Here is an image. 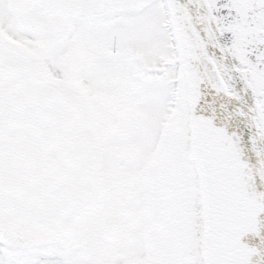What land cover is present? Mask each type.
I'll return each mask as SVG.
<instances>
[{
    "label": "snow or ice",
    "instance_id": "snow-or-ice-1",
    "mask_svg": "<svg viewBox=\"0 0 264 264\" xmlns=\"http://www.w3.org/2000/svg\"><path fill=\"white\" fill-rule=\"evenodd\" d=\"M0 264H264V0H0Z\"/></svg>",
    "mask_w": 264,
    "mask_h": 264
}]
</instances>
